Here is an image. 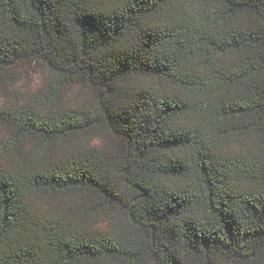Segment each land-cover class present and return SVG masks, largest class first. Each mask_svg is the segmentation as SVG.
I'll use <instances>...</instances> for the list:
<instances>
[{"label":"trees","instance_id":"trees-1","mask_svg":"<svg viewBox=\"0 0 264 264\" xmlns=\"http://www.w3.org/2000/svg\"><path fill=\"white\" fill-rule=\"evenodd\" d=\"M0 264H264V0H0Z\"/></svg>","mask_w":264,"mask_h":264}]
</instances>
